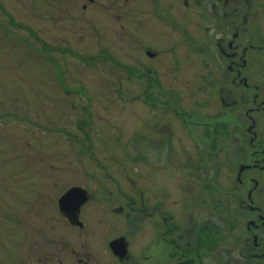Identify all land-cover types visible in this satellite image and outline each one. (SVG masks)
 I'll return each mask as SVG.
<instances>
[{
	"label": "rangeland",
	"instance_id": "1",
	"mask_svg": "<svg viewBox=\"0 0 264 264\" xmlns=\"http://www.w3.org/2000/svg\"><path fill=\"white\" fill-rule=\"evenodd\" d=\"M99 1L125 3L124 36L116 25L101 40L88 37L90 12L97 10L88 18L97 27L114 15L92 5L81 18L88 0H0V264H23L25 244L39 241L45 225L65 234L58 202L75 187L88 193L82 217L95 245L107 229L135 259L147 242L163 240L169 218L164 240L190 244L184 253L195 264H264L253 255L263 252L253 249V235L264 229L247 230L258 221L248 211L249 174L236 182L248 163L249 97L242 87L234 95L216 65L221 30L212 0H191L188 21L176 13L182 19L170 32L150 17L152 0ZM105 47L111 61H92ZM146 47L159 57H147ZM206 47L211 53L202 54ZM232 99L244 115L239 140L238 107L226 108ZM199 235L209 245L201 258ZM159 245L162 256L171 253ZM108 255L105 263L137 264Z\"/></svg>",
	"mask_w": 264,
	"mask_h": 264
},
{
	"label": "flooded vegetation",
	"instance_id": "2",
	"mask_svg": "<svg viewBox=\"0 0 264 264\" xmlns=\"http://www.w3.org/2000/svg\"><path fill=\"white\" fill-rule=\"evenodd\" d=\"M126 1L128 2V0ZM200 1L207 3L209 0H199V2ZM242 1L245 3L244 7H247L246 9L240 8V0H212V2L209 4L207 3V5L211 6L214 4L218 28L221 30V35L217 39V55L219 62L216 65H218L220 70H224L225 81L229 82L231 87L234 88V93L236 91L234 95H237L240 91V87H242L243 91H247L249 97L247 99V110L243 112L247 119V125L243 128V133H246L249 137L247 144L248 163L240 166L236 178L237 186L241 187L244 184L243 175L245 173L249 174V179L247 180L249 184V191L247 194L248 211L257 215L259 221L254 219L249 222L247 228L249 234L252 229L257 231L264 229V0ZM151 2L153 3V15L150 17L155 18L161 26L166 27L168 32L175 28L179 19L183 18L185 22L188 21L186 11L191 7V0H152ZM88 3V5L85 3L80 5V9L82 10V15H80L81 18H83L84 13L93 6L96 8L100 7L101 14L104 15H109L110 11L114 9V15L109 16L108 19H97L99 21L97 22V24H99L98 27L95 25V20L94 23L90 20L92 19V15L95 16L94 13L97 10L90 12L89 17H86L87 21L84 22L89 29L86 33L88 37L101 40L105 38L106 31L114 30L116 25V29H124V31H121L119 34L124 36L126 32V14L124 15L126 10L122 9L125 7L124 2L88 0ZM146 7L147 2L139 5L138 11L140 10L139 14L143 18L147 15ZM252 9L253 15H251ZM176 13L179 16L181 15L182 18H177ZM78 19L80 18L78 17ZM139 20L140 25L146 22L141 20V18ZM155 23L156 22L153 23L154 26L160 28V25ZM80 27H83V25H80L79 28ZM241 38L245 40V45L241 44ZM242 45L243 47H241ZM206 48L207 50L199 48L201 53L203 52L202 54L211 53V49L208 47ZM143 52L152 60L159 57L157 52L151 51L148 47H146ZM150 53L154 54V56H151ZM108 55V47H105L103 50L101 49L100 55L94 56L92 61H111V57ZM192 60L193 59H191L190 62ZM200 60L203 61L207 67V64H209L208 59L202 58ZM179 65L180 64L177 65V68ZM231 101L232 103H230V106L226 108L236 110L238 107L236 111L237 115H234L233 132L237 140H239L238 135L241 128L239 120L244 117V115L240 113L238 99H232ZM222 104L226 106L224 102ZM87 203H89V196L75 217L66 215L59 209L62 216L68 222L67 225H64L65 229L67 228L65 234L58 233V228L56 226L47 228L45 225L42 227V229H40L41 233H39L40 240L31 242V239H29L25 244L23 264H110L107 262L108 260H106L107 263L104 262L107 258L106 253L110 255H108L110 258L113 257L120 263L124 261L128 262L129 259H132L133 261L137 260L135 261L137 264L141 262L150 264H195L197 258L188 259L185 257L188 251L187 247H189L190 244L183 246L181 242L178 244L174 240H164L165 236H168L171 232V226L168 223L169 218H163L166 228L162 235L163 240L159 239V234L155 241L147 242L145 250L141 249L139 251L141 256H137L135 259L132 256L128 257L129 245L126 243V239L124 237H117L112 241L109 240V238L107 239V229L97 231L99 241L97 242L98 245H95L89 240L90 236H92V231L89 229L90 226L82 217V208ZM68 228L72 230H68ZM173 228L175 227L173 226ZM93 232L95 234V231ZM66 236H68V238ZM200 236L201 235H199L198 239L199 245L196 244V249L194 248L199 258H201L203 253L209 248V245H206L204 240H202L204 237ZM120 238L125 240L126 255L124 257L116 255L111 248V243ZM253 238V249H263L262 254L258 253L256 255L258 251L254 252L253 255L255 254L254 256H256L254 258L256 260L259 259L258 257L264 259V237H259L258 234H254ZM160 243L163 245L161 252L167 253V246L169 249L168 253L171 251L169 255H165L164 257L159 253L157 249H159ZM151 248H154L152 255H150V253H152L150 252ZM209 250H211V248ZM156 253L161 257L157 256L155 258L154 254ZM176 258L178 259L177 262L175 261ZM170 261H173V263H170Z\"/></svg>",
	"mask_w": 264,
	"mask_h": 264
},
{
	"label": "water",
	"instance_id": "3",
	"mask_svg": "<svg viewBox=\"0 0 264 264\" xmlns=\"http://www.w3.org/2000/svg\"><path fill=\"white\" fill-rule=\"evenodd\" d=\"M151 56L154 54L150 53ZM88 193L86 190L75 187L68 190L58 202L59 209L66 215L75 217L77 216L81 206L87 201ZM111 248L114 253L120 257L126 255V245L123 238L114 240L111 243Z\"/></svg>",
	"mask_w": 264,
	"mask_h": 264
}]
</instances>
